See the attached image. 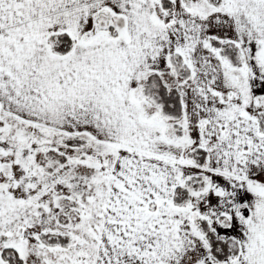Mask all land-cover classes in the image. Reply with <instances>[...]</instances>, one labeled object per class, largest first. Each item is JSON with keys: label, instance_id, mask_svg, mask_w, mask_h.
I'll list each match as a JSON object with an SVG mask.
<instances>
[{"label": "snow or ice", "instance_id": "obj_1", "mask_svg": "<svg viewBox=\"0 0 264 264\" xmlns=\"http://www.w3.org/2000/svg\"><path fill=\"white\" fill-rule=\"evenodd\" d=\"M0 264H264V0H0Z\"/></svg>", "mask_w": 264, "mask_h": 264}]
</instances>
